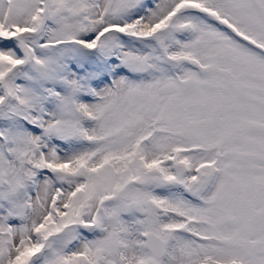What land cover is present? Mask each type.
<instances>
[{"label": "snow or ice", "instance_id": "obj_1", "mask_svg": "<svg viewBox=\"0 0 264 264\" xmlns=\"http://www.w3.org/2000/svg\"><path fill=\"white\" fill-rule=\"evenodd\" d=\"M0 264H264V0H0Z\"/></svg>", "mask_w": 264, "mask_h": 264}]
</instances>
